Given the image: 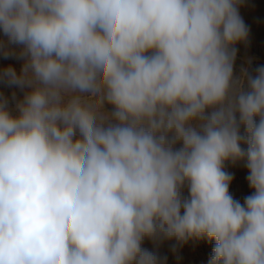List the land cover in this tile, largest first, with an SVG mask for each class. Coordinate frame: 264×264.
Returning <instances> with one entry per match:
<instances>
[{
    "label": "clouds",
    "instance_id": "1",
    "mask_svg": "<svg viewBox=\"0 0 264 264\" xmlns=\"http://www.w3.org/2000/svg\"><path fill=\"white\" fill-rule=\"evenodd\" d=\"M242 2L0 0V56L22 61L0 83L23 93H0V264H167L159 247L193 238L215 241L209 264H264V65L235 72Z\"/></svg>",
    "mask_w": 264,
    "mask_h": 264
},
{
    "label": "rangeland",
    "instance_id": "2",
    "mask_svg": "<svg viewBox=\"0 0 264 264\" xmlns=\"http://www.w3.org/2000/svg\"><path fill=\"white\" fill-rule=\"evenodd\" d=\"M239 13L248 29V38L246 42L235 45L237 49L235 72L237 75L240 74L242 68L252 71L255 67L264 65V0H243L239 7ZM0 38H2V34H0ZM7 66L14 67L19 73L22 61L13 58L5 59L0 56V71H3ZM13 92H16L17 97L23 95L19 89L9 88L0 83V93L11 97ZM225 170L233 176L229 185L230 194L234 199L243 203L244 198L253 192L248 184L249 173L244 162L227 161ZM185 195H187L186 191ZM174 243L175 241H166L159 247L160 254L167 256V264H209L215 241H209L206 238H193L177 246L173 251L171 246ZM144 247L151 249L153 245L151 242L145 241Z\"/></svg>",
    "mask_w": 264,
    "mask_h": 264
}]
</instances>
